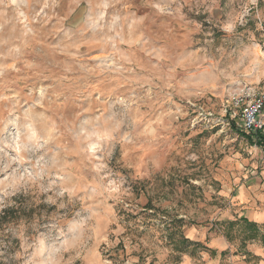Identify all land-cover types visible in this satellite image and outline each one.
Listing matches in <instances>:
<instances>
[{
  "label": "clouds",
  "instance_id": "1",
  "mask_svg": "<svg viewBox=\"0 0 264 264\" xmlns=\"http://www.w3.org/2000/svg\"><path fill=\"white\" fill-rule=\"evenodd\" d=\"M0 264H264V0H0Z\"/></svg>",
  "mask_w": 264,
  "mask_h": 264
}]
</instances>
